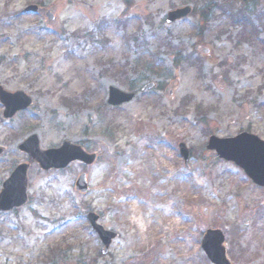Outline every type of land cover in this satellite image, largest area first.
Here are the masks:
<instances>
[{
  "label": "rangeland",
  "instance_id": "rangeland-1",
  "mask_svg": "<svg viewBox=\"0 0 264 264\" xmlns=\"http://www.w3.org/2000/svg\"><path fill=\"white\" fill-rule=\"evenodd\" d=\"M248 1L0 0V85L33 98L11 119L0 101V191L30 165L28 204L0 212V264H213L208 229L232 264H264V187L206 148L212 134L264 139V0ZM110 85L135 99L111 106ZM33 134L99 158L43 169L19 149ZM89 212L119 234L106 255Z\"/></svg>",
  "mask_w": 264,
  "mask_h": 264
},
{
  "label": "water",
  "instance_id": "water-1",
  "mask_svg": "<svg viewBox=\"0 0 264 264\" xmlns=\"http://www.w3.org/2000/svg\"><path fill=\"white\" fill-rule=\"evenodd\" d=\"M38 9L37 5H30L25 9V12H37ZM191 12L190 6L175 9L169 12L167 21L168 23H174L188 16ZM47 15L51 19L54 18L50 12ZM150 87L146 86L145 90ZM134 97L135 93H126L117 87L110 86L108 103L117 106L132 101ZM0 100L5 105L4 117L7 119L13 117L18 111L27 109L32 103V98L26 93L22 91L8 92L3 87H0ZM207 148L216 151L221 159L235 163L244 170L255 184L264 187L263 139L248 132L226 138L212 135L209 138ZM20 149L29 153L43 169H62L76 160L91 165L97 159L96 154H89L81 146L70 142H64L60 148L42 150L37 135L27 138L20 145ZM1 152L2 149H0ZM180 153L186 164H188L191 153L184 143L180 144ZM28 169L29 164H20L3 183V188L0 192V211H11L22 207L28 202ZM76 188L84 193L88 191L85 174H82L77 179ZM88 219L105 245L104 254H106L117 234L106 230L100 225L97 214L89 213ZM224 242L225 236L221 230H209L204 236L202 248L213 264H232L227 258L226 248L223 246Z\"/></svg>",
  "mask_w": 264,
  "mask_h": 264
},
{
  "label": "trees",
  "instance_id": "trees-1",
  "mask_svg": "<svg viewBox=\"0 0 264 264\" xmlns=\"http://www.w3.org/2000/svg\"><path fill=\"white\" fill-rule=\"evenodd\" d=\"M252 3H253L254 6L257 5V4H255L254 2H251V3H250V0H249L246 4H247V5L249 4V6H253ZM210 4H211V3L207 4V6H209ZM204 9H205V10H204V12H205V11L207 10V8L205 7ZM247 18H248V16L245 17V20H246ZM247 20H249V18H248ZM159 38H160V37H159ZM175 62H176V60H175ZM151 69H152V68H151Z\"/></svg>",
  "mask_w": 264,
  "mask_h": 264
},
{
  "label": "bare ground",
  "instance_id": "bare-ground-1",
  "mask_svg": "<svg viewBox=\"0 0 264 264\" xmlns=\"http://www.w3.org/2000/svg\"><path fill=\"white\" fill-rule=\"evenodd\" d=\"M157 264H160V263H157Z\"/></svg>",
  "mask_w": 264,
  "mask_h": 264
}]
</instances>
